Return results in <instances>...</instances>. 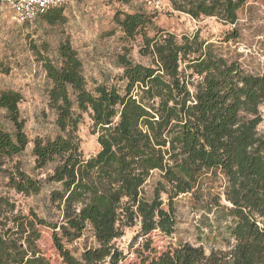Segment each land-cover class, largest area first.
Wrapping results in <instances>:
<instances>
[{
  "label": "trees",
  "instance_id": "16d2710c",
  "mask_svg": "<svg viewBox=\"0 0 264 264\" xmlns=\"http://www.w3.org/2000/svg\"><path fill=\"white\" fill-rule=\"evenodd\" d=\"M169 1L195 20L233 27L222 40L228 43L239 39V11L250 0ZM45 17L61 21L62 9ZM114 21L126 39L141 38L150 63L135 62L126 50L118 56L123 72L116 82L90 90L69 42L59 46L58 63L42 58L59 133L37 138L33 154L37 169L53 165L52 173L34 179L14 166L9 186L25 196H39L45 182L53 186L45 217L0 196V264H52L40 247L44 229L52 231L64 264H124L128 255L117 240L135 226V240L145 238L135 251L139 264H264V71L251 72L198 34L179 37L159 28L145 11L117 12ZM21 101L16 90L0 92V108L13 125L0 128V163L30 143ZM84 114L100 146L89 158L78 134ZM188 195L224 225L199 228L200 239L213 243L209 250L179 240L159 251L149 236L175 235L177 201ZM88 229L96 246L78 257L69 246Z\"/></svg>",
  "mask_w": 264,
  "mask_h": 264
},
{
  "label": "rangeland",
  "instance_id": "374dc122",
  "mask_svg": "<svg viewBox=\"0 0 264 264\" xmlns=\"http://www.w3.org/2000/svg\"><path fill=\"white\" fill-rule=\"evenodd\" d=\"M164 3V9L157 11L150 9L146 0H130L128 3L116 0H67L66 5L61 8V21L52 23L44 16L29 25L18 23L12 12L2 7L0 0V92L13 89L22 94L19 108L30 140L21 154L0 163V196L16 202L18 208L24 212L33 208L42 217L46 216L45 206L52 184L45 182L39 196H25L9 186V173L14 166L20 167L34 179L45 180L52 173L53 165L37 169L33 154L34 141L37 138L52 139L59 133L56 112L49 104L52 82L44 69L43 57L58 63L59 46L69 42L83 61L90 90L104 81H108L110 85L116 82L114 78L123 72L118 64V56L126 50L130 49L129 56L135 62L146 65L150 63L149 57L140 52L141 38L126 39L115 24L114 17L117 12L145 11L155 16V23L159 28L179 37L198 34L202 40L215 44L228 58L239 59L251 72L264 71L263 0H250L239 11L236 28L240 37L228 43H222V40L230 28H233L230 25L216 18L195 20L189 15L174 11L169 0H164ZM0 128H13L6 112L1 108ZM92 132V121L88 114H84L78 134L86 158L95 155L100 149L97 135ZM176 207L179 224L175 235L167 237L161 232H154L149 236L154 242L153 246L162 251L170 244L182 240L198 245L202 243L209 250L213 243L200 239L204 236L199 237V228L204 227L206 232L210 228L219 230L224 225L222 217L217 221L213 214L205 215L202 204L195 205L189 195L180 197ZM139 232V226L126 228L124 236L117 240V245L128 255L124 264H139L140 260L135 251L145 240L143 237L135 240ZM93 246H96V240L88 229L69 248L80 257L85 248ZM40 247L52 264H64L54 247L50 229L43 230Z\"/></svg>",
  "mask_w": 264,
  "mask_h": 264
},
{
  "label": "built area",
  "instance_id": "2783aa9c",
  "mask_svg": "<svg viewBox=\"0 0 264 264\" xmlns=\"http://www.w3.org/2000/svg\"><path fill=\"white\" fill-rule=\"evenodd\" d=\"M67 0H1L3 8L9 9L13 18L20 24H34L50 10L62 8ZM146 5L160 11L164 9V0H146Z\"/></svg>",
  "mask_w": 264,
  "mask_h": 264
}]
</instances>
